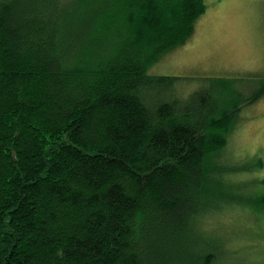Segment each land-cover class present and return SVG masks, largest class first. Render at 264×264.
<instances>
[{
  "label": "trees",
  "instance_id": "obj_1",
  "mask_svg": "<svg viewBox=\"0 0 264 264\" xmlns=\"http://www.w3.org/2000/svg\"><path fill=\"white\" fill-rule=\"evenodd\" d=\"M207 9L0 0V264H186L201 242L195 264H235L216 214L236 201L258 220L264 193L241 195L222 160L264 70L186 92L155 67Z\"/></svg>",
  "mask_w": 264,
  "mask_h": 264
},
{
  "label": "rangeland",
  "instance_id": "obj_2",
  "mask_svg": "<svg viewBox=\"0 0 264 264\" xmlns=\"http://www.w3.org/2000/svg\"><path fill=\"white\" fill-rule=\"evenodd\" d=\"M207 3L208 9L199 21L195 37L185 46L170 52L155 66L160 73L164 72L162 74L187 78L183 82L191 84H185L186 92L198 89L199 83L205 85L212 78L235 84L246 83L250 78L244 73L264 70V0H207ZM240 114L241 119L244 116L245 119L230 135L229 150L222 161H234L233 169L246 172L242 179L248 185L239 190L241 195L253 185L259 188L253 193H264V96L243 107ZM260 162L263 167L259 171L255 168L245 170ZM232 178L241 177L233 175ZM251 198L257 200L259 195ZM251 203V206L255 205ZM246 208V205L235 201L221 214H216L213 229L221 232L222 236L223 230L227 232L223 249L229 254L225 261L264 264V217H260L264 212L256 213L258 220L249 219L255 213ZM244 213L249 216L244 217ZM238 218L244 221L243 226L231 223ZM256 222H259L257 226ZM202 244L198 243L194 253L192 250L187 254L186 264H195L199 253L194 254L201 250Z\"/></svg>",
  "mask_w": 264,
  "mask_h": 264
}]
</instances>
